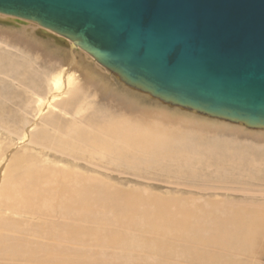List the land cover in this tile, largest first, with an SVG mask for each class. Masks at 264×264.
Wrapping results in <instances>:
<instances>
[{"label":"rangeland","instance_id":"rangeland-1","mask_svg":"<svg viewBox=\"0 0 264 264\" xmlns=\"http://www.w3.org/2000/svg\"><path fill=\"white\" fill-rule=\"evenodd\" d=\"M34 24L22 18L0 13L1 149L11 148L19 159L31 158L33 162L41 165L73 169L86 176L99 177L119 189L125 196L130 193L128 196L140 195L146 198L148 195H157L164 199L171 198L177 200L182 207H196L200 210L202 208L209 211V215L216 213L217 216H222L224 210L232 209L245 208L244 210L248 211L264 212L263 124L248 121L244 123L224 114L211 115L200 111L201 109L197 110L159 97L128 83L122 73H116L102 65L95 56L80 47V42L74 43L72 39L62 35L63 40L58 36L50 37ZM70 66H74L73 70H77V75L81 76V80L79 79L81 84L75 88L77 91L75 96H72L73 93L66 96V99H73L74 102L69 104L71 107L69 109H59L62 112L57 113L60 118H54L58 125L67 128L74 124L73 129L78 127L81 131L85 130L87 135L88 133L93 135V132L98 131L96 127L99 124L104 122L112 124L119 118L135 120L131 122L143 129L150 128L151 123L153 127L150 130L154 135H163L161 139L169 137L171 146L179 154L176 159H165L167 157L165 153V157L156 158L163 154L158 156L154 151L139 157L138 163L130 167L121 163L122 160L119 158L79 160L68 156L67 153L61 154L46 147L22 143L21 136L26 124H36L35 131L60 133L52 127L53 122L48 126L49 118L42 116L37 120L40 105L34 103L36 95L32 91L35 86L47 88L51 85L49 81L56 75V70L60 68L66 72ZM78 106L81 108L79 112ZM54 111H57L55 107ZM63 112L68 116L63 115ZM145 122L149 124L144 125ZM250 123L252 125H248ZM180 153L188 155L182 156ZM199 215L197 213V217ZM212 223L205 222V225L209 227ZM87 226L95 227V224L89 223ZM112 229L118 230L110 224L103 225L101 230ZM132 232L142 240L157 237L138 229H133ZM170 239L166 238L167 241ZM92 240L89 238L85 246L89 251H98L105 255L128 253L126 249L100 246ZM171 241L174 245L172 254H163L155 249L138 251L134 248L133 251L136 252L134 261L129 260L130 263H125L118 258L111 262L213 264L188 258L181 250L183 242L175 238ZM80 246L74 245V248L77 250ZM204 250L216 253L217 256H214L216 261L222 257V261H227L226 264H264V240L255 243L250 250L240 251L235 247L229 250L205 247Z\"/></svg>","mask_w":264,"mask_h":264},{"label":"bare ground","instance_id":"bare-ground-1","mask_svg":"<svg viewBox=\"0 0 264 264\" xmlns=\"http://www.w3.org/2000/svg\"><path fill=\"white\" fill-rule=\"evenodd\" d=\"M23 20L35 23L46 34L61 38V35L36 21ZM73 67H68L66 72L55 69L57 73L50 79V86H35L32 91L36 95L34 103L40 105L37 120L42 116L49 118L48 126L53 122L52 127L57 133L60 131V135L46 130L35 131L36 124H26L21 136L22 143L67 153L79 160L119 158L121 163L130 167L138 163L139 157L154 151L158 156L163 154L156 158L165 157V153V159H176L179 154L171 146L169 137L161 139L163 135H154L150 130L153 126L148 121L144 123L150 125L148 129L134 124L135 120L125 118H117L112 124L98 122L96 128L99 132H93V135H87L85 130L81 131L78 127L73 129L74 124L67 128L58 125L54 118H60L57 113L62 112L59 109H69V104L74 102L73 99H66V96L72 93L75 96V88L81 84V76L77 75ZM54 107L57 111H54ZM78 108L77 111H81ZM63 115L67 113L63 112ZM17 156L11 148H0V264H112L111 261L118 258L128 263L129 260H135L134 248L138 251L155 249L163 254H172L174 245L171 239L174 238L183 242L181 250L188 258L197 262L226 264L227 261H222V257L216 261L214 256L217 254L208 253L204 248L229 250L235 247L244 251L264 240L262 211L244 208L224 210L222 216L216 213L209 215V211L202 208L182 207L171 198L164 199L157 195H148L146 198L128 196L130 193L125 196L99 177L86 176L73 169L41 165L31 158L19 159ZM197 213L200 214L198 217ZM205 222L213 223L206 227ZM89 223L95 224V227L87 226ZM107 224L114 225L118 230H101ZM133 229L156 235L155 242L151 238L142 240L133 234ZM89 238L93 239L92 242L95 240L97 245L126 249L128 253L105 255L89 251L85 248ZM166 238L171 239L167 241ZM74 245L81 246L76 250ZM155 264L160 263L156 261Z\"/></svg>","mask_w":264,"mask_h":264},{"label":"water","instance_id":"water-1","mask_svg":"<svg viewBox=\"0 0 264 264\" xmlns=\"http://www.w3.org/2000/svg\"><path fill=\"white\" fill-rule=\"evenodd\" d=\"M0 13L80 42L159 97L264 123V0H0Z\"/></svg>","mask_w":264,"mask_h":264}]
</instances>
